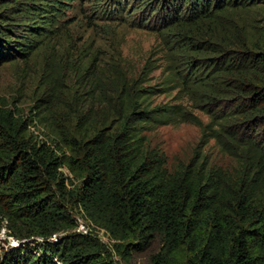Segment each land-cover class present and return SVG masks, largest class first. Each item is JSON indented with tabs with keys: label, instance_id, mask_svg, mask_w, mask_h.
Wrapping results in <instances>:
<instances>
[{
	"label": "trees",
	"instance_id": "trees-1",
	"mask_svg": "<svg viewBox=\"0 0 264 264\" xmlns=\"http://www.w3.org/2000/svg\"><path fill=\"white\" fill-rule=\"evenodd\" d=\"M77 1L0 0V66L37 58L48 66ZM95 1V12H125L156 33L180 101L153 104L162 89L148 85L152 58L129 75L86 50L65 67L69 123L53 125L48 140L1 102L0 221L17 245L0 246V264H117L101 230L123 260L159 237L151 264L181 250L185 264H264V26H256L264 0ZM42 77L37 101L53 113L59 100ZM179 123L197 126L200 139L169 171L145 133ZM211 140L236 163L230 171L203 153ZM75 211L89 234L76 231Z\"/></svg>",
	"mask_w": 264,
	"mask_h": 264
},
{
	"label": "rangeland",
	"instance_id": "rangeland-1",
	"mask_svg": "<svg viewBox=\"0 0 264 264\" xmlns=\"http://www.w3.org/2000/svg\"><path fill=\"white\" fill-rule=\"evenodd\" d=\"M95 0H82L75 3V8L68 13L74 18L69 26L68 35L63 45L48 57V66L37 58L29 63H6L0 66V103L3 102L11 110L17 111L23 118L33 121L29 127V133L33 138L46 141L52 136L53 125L66 126L69 123L67 106L62 103L64 93L70 86L71 73L66 70L68 63H75L81 58V54L88 50L97 64H109L117 60L128 71L129 75L138 74L148 58L154 60L157 67L150 74L148 85L156 92L152 98L153 104L175 103L180 101L174 85L169 83V78L164 67V58L159 50V41L155 32L141 28L136 24L137 17L128 16L120 12L126 21H119L122 17L104 16L102 8L95 12ZM264 13L256 15V26L263 27ZM69 61V62H68ZM56 72H66L58 82H53ZM48 76L50 90H54L57 109L52 113L41 109L42 80ZM66 97V96H65ZM183 104L187 101L181 100ZM194 113L202 122H207V117L199 111ZM200 129L189 123L170 124L160 126L150 132H146L147 144L150 147H159L166 157V168L169 171L175 169L178 162L186 164L193 156L196 145L200 139ZM210 164L230 171L236 163L221 153L213 140L203 149ZM70 179L71 175L65 171ZM78 211V210H77ZM75 211L74 216L84 219ZM77 231V230H76ZM98 237L102 243L110 249L113 260L117 264H151L153 255L159 253L161 241L155 237L150 246L143 252L135 253L131 258L123 260L112 250L113 241L99 231ZM17 241L8 236L6 224L0 221V246H16ZM184 250L170 257L169 264H185Z\"/></svg>",
	"mask_w": 264,
	"mask_h": 264
},
{
	"label": "built area",
	"instance_id": "built-area-1",
	"mask_svg": "<svg viewBox=\"0 0 264 264\" xmlns=\"http://www.w3.org/2000/svg\"><path fill=\"white\" fill-rule=\"evenodd\" d=\"M80 220H81L80 218H76V223L78 225V227L76 229L77 232L82 233V234H89L90 233V229L88 227H86L85 224L82 223V221H80ZM101 231H102V233L104 235H106L103 230H101ZM98 233H99V231H98ZM98 239L100 240L99 237H98ZM107 239H108V237H107ZM100 242H102V241L100 240Z\"/></svg>",
	"mask_w": 264,
	"mask_h": 264
}]
</instances>
